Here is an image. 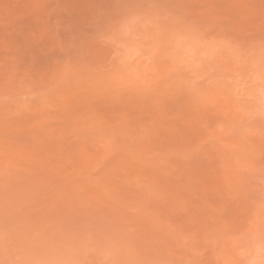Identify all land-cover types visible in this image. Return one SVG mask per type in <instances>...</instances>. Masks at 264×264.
Returning a JSON list of instances; mask_svg holds the SVG:
<instances>
[{
    "label": "rangeland",
    "instance_id": "obj_1",
    "mask_svg": "<svg viewBox=\"0 0 264 264\" xmlns=\"http://www.w3.org/2000/svg\"><path fill=\"white\" fill-rule=\"evenodd\" d=\"M0 264H264V0H0Z\"/></svg>",
    "mask_w": 264,
    "mask_h": 264
}]
</instances>
